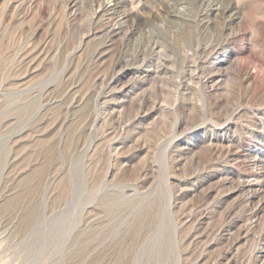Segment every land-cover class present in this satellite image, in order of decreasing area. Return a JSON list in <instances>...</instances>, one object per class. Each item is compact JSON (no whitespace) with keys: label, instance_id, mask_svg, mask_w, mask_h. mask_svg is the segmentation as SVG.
<instances>
[{"label":"rangeland","instance_id":"obj_1","mask_svg":"<svg viewBox=\"0 0 264 264\" xmlns=\"http://www.w3.org/2000/svg\"><path fill=\"white\" fill-rule=\"evenodd\" d=\"M0 264H264V0H0Z\"/></svg>","mask_w":264,"mask_h":264}]
</instances>
